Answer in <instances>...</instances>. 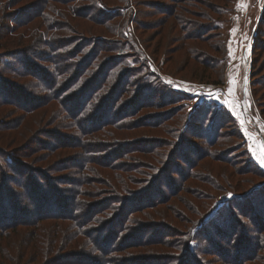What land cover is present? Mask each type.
I'll list each match as a JSON object with an SVG mask.
<instances>
[{
    "label": "rangeland",
    "instance_id": "rangeland-1",
    "mask_svg": "<svg viewBox=\"0 0 264 264\" xmlns=\"http://www.w3.org/2000/svg\"><path fill=\"white\" fill-rule=\"evenodd\" d=\"M134 1L130 29L146 44L145 61L159 76L152 83L170 97L143 98L128 112L140 94L135 88L115 108L123 122L84 136L98 137L96 146L107 151L104 162L93 163L98 171L86 170L91 184L81 198L129 197L148 188L151 173L164 170L165 179L156 181L160 194L151 196L154 204L143 217L156 234L113 257L129 255L136 264L195 257L226 264L223 253L227 264H264V0ZM128 10H117L121 15L109 27L93 18L85 24L99 37L118 39ZM122 145L129 150L118 157ZM190 226H196L191 239Z\"/></svg>",
    "mask_w": 264,
    "mask_h": 264
},
{
    "label": "trees",
    "instance_id": "trees-1",
    "mask_svg": "<svg viewBox=\"0 0 264 264\" xmlns=\"http://www.w3.org/2000/svg\"><path fill=\"white\" fill-rule=\"evenodd\" d=\"M123 9H129L127 24L118 39L99 37L85 24L93 18L109 27ZM129 12H137L134 0H0V264H136L129 255L113 256L156 234L143 217L151 196L160 194L156 181L165 179L164 170L129 197L81 198L91 184L86 170H96L93 163L104 162L107 151L96 146L98 137L84 136L123 122L115 108L135 88L140 94L127 101L128 112L143 98L170 97L150 79L159 76L145 61L146 44L130 29ZM131 55L134 63L126 61ZM119 148L118 157L129 150ZM222 255L227 264L231 259ZM185 259L181 264L203 263Z\"/></svg>",
    "mask_w": 264,
    "mask_h": 264
},
{
    "label": "snow or ice",
    "instance_id": "snow-or-ice-1",
    "mask_svg": "<svg viewBox=\"0 0 264 264\" xmlns=\"http://www.w3.org/2000/svg\"><path fill=\"white\" fill-rule=\"evenodd\" d=\"M237 7L239 8V7H241V5L238 4ZM234 31H235V30H234ZM249 138L251 139V138H253V137H252L251 135H249ZM259 147L262 148V149H264V142H261V144L259 145ZM261 163H264V160H261Z\"/></svg>",
    "mask_w": 264,
    "mask_h": 264
}]
</instances>
